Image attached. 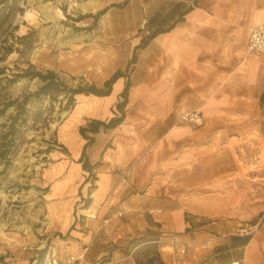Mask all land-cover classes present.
<instances>
[{
    "label": "crops",
    "instance_id": "crops-1",
    "mask_svg": "<svg viewBox=\"0 0 264 264\" xmlns=\"http://www.w3.org/2000/svg\"><path fill=\"white\" fill-rule=\"evenodd\" d=\"M91 1L90 15L106 10L99 26L109 63L95 86L122 76L109 96L77 95L70 125L108 123L129 84L125 119L87 132L93 168L76 165L54 194L91 192V217L109 222L104 245L156 225L189 246L182 255L161 245L164 264H264V56L247 50L251 32L264 25V0ZM193 110L203 125H180ZM77 139L79 158L87 140ZM137 190L146 192L125 199ZM73 224L69 216L64 231ZM248 224L253 234L241 236ZM92 239L100 243L90 232ZM105 264L138 263L114 253Z\"/></svg>",
    "mask_w": 264,
    "mask_h": 264
},
{
    "label": "rangeland",
    "instance_id": "rangeland-1",
    "mask_svg": "<svg viewBox=\"0 0 264 264\" xmlns=\"http://www.w3.org/2000/svg\"><path fill=\"white\" fill-rule=\"evenodd\" d=\"M90 1L0 0V110L12 103L0 116V264H39L42 254V264L52 258L105 264L114 253L133 256L138 264H164L160 246L171 245L173 236L156 225L123 239L115 236L104 245L109 222L91 217L96 213L90 210L91 192L85 198L81 191L54 194V186L83 163V156L74 157L77 138H84L82 128L94 121L87 119L73 128L70 122L82 101L76 96L67 108L66 93L95 86L102 80L97 75H106L109 66L102 57L106 47L100 39L101 18L90 25L87 17L90 9L85 5ZM27 71L54 72L59 86L53 96L36 95L44 83L21 78ZM59 168H64L61 174L56 173ZM145 192H127L125 199ZM165 193L160 192L156 201ZM69 216L74 224L67 232ZM129 221L128 216L119 220ZM90 232L100 243L87 240ZM103 246H108V253L91 259Z\"/></svg>",
    "mask_w": 264,
    "mask_h": 264
},
{
    "label": "trees",
    "instance_id": "trees-1",
    "mask_svg": "<svg viewBox=\"0 0 264 264\" xmlns=\"http://www.w3.org/2000/svg\"><path fill=\"white\" fill-rule=\"evenodd\" d=\"M106 13V10L99 12L97 15L92 16L89 15L87 16L88 18H94V21L97 22V20H99L101 18L102 15H104ZM1 73V71H0ZM122 76V74L120 72H117L110 80H108L105 83V87L104 88H98L96 86H91L90 88L83 89V88H78L75 90H70V92L67 95V108L74 105L76 102L75 97L77 95H94L96 97H106L109 96L111 94L112 91V86L116 83V81ZM21 78L24 77H31V78H39L44 85L39 89V91L36 93V95H43L45 97H52L54 94V89L55 87L59 86V82L57 79V76L54 72H49L47 74H43L41 72H33L30 73L29 71L25 72L24 74H22L20 76ZM129 84L127 85V88L125 90V92L122 95L123 101L120 102L117 105V110L118 112L121 113L120 116L116 115L114 118H112L108 123L106 122H102V121H94L91 123V127L88 128H82L81 133L84 136V138L87 140V144L84 147V152H83V169L84 170H88L93 168V166L90 165L89 161H88V157L86 155V148L91 145L94 142L93 138L88 137L86 134L87 132L90 133H98L101 127H104L105 129H112L115 128L117 126H119L120 124H122V122L125 119V108L127 105V90H128ZM12 106V103H7L4 108L2 110H0V116L3 115L10 107ZM152 241H154L155 243L158 242V239H153ZM44 261V254L41 255V257L38 259V263L42 264Z\"/></svg>",
    "mask_w": 264,
    "mask_h": 264
},
{
    "label": "built area",
    "instance_id": "built-area-1",
    "mask_svg": "<svg viewBox=\"0 0 264 264\" xmlns=\"http://www.w3.org/2000/svg\"><path fill=\"white\" fill-rule=\"evenodd\" d=\"M249 55L264 56V25L254 29L251 32L248 46H247ZM179 123L185 126H202L204 123L203 114L201 110L187 111L181 114L179 117ZM254 225L244 226L238 233L241 236H251L254 232ZM170 244L173 247L179 248L178 252L182 255L188 253V245L185 242L177 237L173 236L170 239ZM75 261L74 258H71L67 262H61L56 258L49 260L48 264H72ZM233 264H240V262H234Z\"/></svg>",
    "mask_w": 264,
    "mask_h": 264
},
{
    "label": "bare ground",
    "instance_id": "bare-ground-1",
    "mask_svg": "<svg viewBox=\"0 0 264 264\" xmlns=\"http://www.w3.org/2000/svg\"><path fill=\"white\" fill-rule=\"evenodd\" d=\"M99 3V2H98ZM81 4V3H80ZM85 6L89 7V9L93 6H95V1H90L89 3H87ZM78 7V6H77ZM81 9V8H80ZM174 251V250H173Z\"/></svg>",
    "mask_w": 264,
    "mask_h": 264
}]
</instances>
